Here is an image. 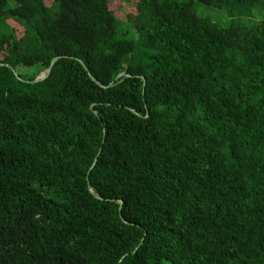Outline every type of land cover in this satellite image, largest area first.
I'll list each match as a JSON object with an SVG mask.
<instances>
[{
	"label": "trees",
	"instance_id": "16d2710c",
	"mask_svg": "<svg viewBox=\"0 0 264 264\" xmlns=\"http://www.w3.org/2000/svg\"><path fill=\"white\" fill-rule=\"evenodd\" d=\"M50 1L0 0V264H264V0H135L137 42Z\"/></svg>",
	"mask_w": 264,
	"mask_h": 264
},
{
	"label": "rangeland",
	"instance_id": "374dc122",
	"mask_svg": "<svg viewBox=\"0 0 264 264\" xmlns=\"http://www.w3.org/2000/svg\"><path fill=\"white\" fill-rule=\"evenodd\" d=\"M47 3L48 5H50L51 1L47 0ZM135 4V0H109V8L115 13V15H117L120 21L122 19V21L124 22H122L120 30L128 31V39L137 42L139 40V37L133 29L131 22V16L136 13ZM194 9L197 15L209 19L210 22L218 25L220 28L227 27L229 18L224 10H218L214 7L206 6L200 3H195ZM7 23L14 30L17 37H21L23 35V29L19 25L11 21H8ZM34 70L35 69H18L17 72L24 78H27L29 74L34 72Z\"/></svg>",
	"mask_w": 264,
	"mask_h": 264
},
{
	"label": "water",
	"instance_id": "95a60500",
	"mask_svg": "<svg viewBox=\"0 0 264 264\" xmlns=\"http://www.w3.org/2000/svg\"><path fill=\"white\" fill-rule=\"evenodd\" d=\"M58 61H59V59H55V60H53V62H51V64H50V67H49L45 72L41 73V74H40V75H39L34 81H32V82H28V83L36 84V83H40V82L44 81V80L49 76L52 67L55 66V65L58 63ZM86 70H87V69H86ZM13 75H15V77H16L18 80H21V79L17 76V74H16L15 71H13ZM125 75H126L125 73L120 74V75L118 76V78H120V77H122V76H125ZM92 79H93V81L97 82L96 79H94V78H92ZM26 82H27V81H26ZM97 83L100 84L99 82H97ZM144 84H145V82H144ZM92 108H93V106H92ZM93 165H94V164H93ZM89 191L92 192V189L89 188ZM121 203H122V202H120V204H121Z\"/></svg>",
	"mask_w": 264,
	"mask_h": 264
}]
</instances>
